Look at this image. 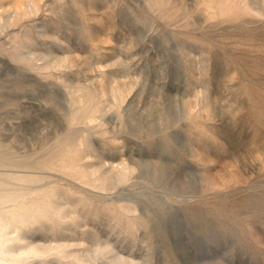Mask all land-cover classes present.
Segmentation results:
<instances>
[{
	"label": "rangeland",
	"instance_id": "1",
	"mask_svg": "<svg viewBox=\"0 0 264 264\" xmlns=\"http://www.w3.org/2000/svg\"><path fill=\"white\" fill-rule=\"evenodd\" d=\"M0 210L68 246L22 264H264V0H0Z\"/></svg>",
	"mask_w": 264,
	"mask_h": 264
},
{
	"label": "bare ground",
	"instance_id": "2",
	"mask_svg": "<svg viewBox=\"0 0 264 264\" xmlns=\"http://www.w3.org/2000/svg\"><path fill=\"white\" fill-rule=\"evenodd\" d=\"M66 156V155H65ZM64 157V156H63ZM70 161V160H69ZM73 163H67V168H73L72 165ZM94 173V172H93ZM92 173V174H93ZM95 174V173H94ZM93 174V175H94ZM43 192V191H42ZM33 194V193H32ZM31 194V195H32ZM34 195V194H33ZM37 195V194H36ZM35 196V195H34ZM21 199L20 202H18L17 206L22 207L23 204L25 203V196L19 197ZM18 198V199H19ZM30 198V197H29ZM32 198V196H31ZM46 200V199H45ZM50 202V201H49ZM46 203V202H45ZM43 205V204H42ZM50 207V206H49ZM36 208V207H35ZM51 208V207H50ZM12 209V208H11ZM38 213H46V211H43L42 208L37 207L36 208ZM35 210V211H36ZM1 211V210H0ZM4 212V211H3ZM8 212V211H7ZM13 212V211H12ZM20 212V211H19ZM23 212V211H22ZM23 214V213H22ZM9 217V216H8ZM21 217V216H20ZM21 219V218H19ZM32 222V221H31ZM4 224V223H3ZM2 224V225H3ZM0 225V264H22L21 261L25 257H31V256H36V257H47L51 255H58L61 258H67L69 257V252L66 250L68 246H56V247H48L45 249H42L41 247H27V248H19L18 250H12L7 244L10 240H7V236L11 233H6L3 231V226ZM7 230V229H6ZM15 241L20 242L23 238L21 236V230H15ZM10 236V235H9ZM10 238V237H9ZM13 238V237H12ZM12 241V240H11ZM15 247V246H14ZM14 249V248H13ZM42 249V250H41ZM9 258L12 260L9 262Z\"/></svg>",
	"mask_w": 264,
	"mask_h": 264
}]
</instances>
